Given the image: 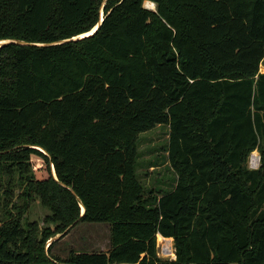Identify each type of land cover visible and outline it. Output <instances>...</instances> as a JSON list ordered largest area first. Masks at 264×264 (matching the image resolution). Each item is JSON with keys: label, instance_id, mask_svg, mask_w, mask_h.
<instances>
[{"label": "trees", "instance_id": "16d2710c", "mask_svg": "<svg viewBox=\"0 0 264 264\" xmlns=\"http://www.w3.org/2000/svg\"><path fill=\"white\" fill-rule=\"evenodd\" d=\"M1 40L25 44L0 47V176L22 186L0 264H264V0H0ZM156 125L176 179L145 194L137 138ZM35 198L53 229L24 222ZM78 223L108 224L110 248L52 256Z\"/></svg>", "mask_w": 264, "mask_h": 264}, {"label": "rangeland", "instance_id": "374dc122", "mask_svg": "<svg viewBox=\"0 0 264 264\" xmlns=\"http://www.w3.org/2000/svg\"><path fill=\"white\" fill-rule=\"evenodd\" d=\"M145 6L148 7L147 3ZM149 8V7H148ZM259 72L264 74V58L259 66ZM169 128L167 125H156L151 130L141 133L137 138V159L135 164V173L138 181L141 183L144 193L155 191L156 193H166L173 189L175 185V174L169 166L167 158ZM258 157V167L260 165V153L254 150L250 156ZM247 168L251 169L248 165ZM32 173L37 179H45L47 175L46 163L37 156L31 157ZM257 167V168H258ZM255 168V169H257ZM254 169V170H255ZM17 175L13 177L16 181ZM7 177L0 176V205L7 204L10 209L13 204L21 205L22 200L19 197L22 186L15 182L14 187H7ZM9 189V192H4L3 188ZM12 214L15 211L12 210ZM49 214L48 209L41 206L39 199L35 198L30 202L29 207L25 210L23 218L24 222H37L40 229L49 227L54 228V224H45L44 218ZM67 234L55 239L51 248V255L60 259L67 258L70 251L74 252H106L110 248L109 242V226L105 223H78L66 229ZM55 234L46 242L61 235ZM51 242V243H52Z\"/></svg>", "mask_w": 264, "mask_h": 264}, {"label": "built area", "instance_id": "2783aa9c", "mask_svg": "<svg viewBox=\"0 0 264 264\" xmlns=\"http://www.w3.org/2000/svg\"><path fill=\"white\" fill-rule=\"evenodd\" d=\"M248 165L251 169L258 167V157L250 156ZM156 255L160 260L172 261L175 260V248L171 238H165L160 234H156Z\"/></svg>", "mask_w": 264, "mask_h": 264}, {"label": "water", "instance_id": "95a60500", "mask_svg": "<svg viewBox=\"0 0 264 264\" xmlns=\"http://www.w3.org/2000/svg\"><path fill=\"white\" fill-rule=\"evenodd\" d=\"M147 8V7H146ZM149 9V8H148ZM151 10H155V7L154 8H152ZM101 21H102V19H100V22L97 24V26L96 27H94L91 31H93V33L96 31V29L99 27V25L101 24ZM83 36H87V35H82V36H77V37H74V38H72V39H67V40H64L63 42H66V41H69V40H76V39H78V38H81V37H83ZM10 42H16V43H18V44H25V42H22V41H13V40H1L0 41V47L1 46H3V45H5V44H7V43H10ZM38 150H40V149H38ZM41 151V150H40ZM43 152V151H42ZM53 176H54V178H55V180H56V176H55V173H54V171H53ZM81 208H82V212H81V215H83V213H84V208L81 206ZM72 226V225H71ZM71 226H69V229H70V227ZM64 233H66V232H64ZM62 235V234H61ZM61 235H59L58 237H56V238H54V239H51V240H49V242H48V244H50L52 241H54L55 239H57V238H59Z\"/></svg>", "mask_w": 264, "mask_h": 264}, {"label": "bare ground", "instance_id": "6f19581e", "mask_svg": "<svg viewBox=\"0 0 264 264\" xmlns=\"http://www.w3.org/2000/svg\"><path fill=\"white\" fill-rule=\"evenodd\" d=\"M146 3H147V5H148V7H149L150 9H152V8L155 7L154 4H153L152 2L147 1ZM145 7H146V6H145ZM148 7H147V8H148ZM93 31H94V30H93ZM93 31H90V32H88V33L85 34V35H90V34L93 33ZM40 150H41V149H40Z\"/></svg>", "mask_w": 264, "mask_h": 264}]
</instances>
